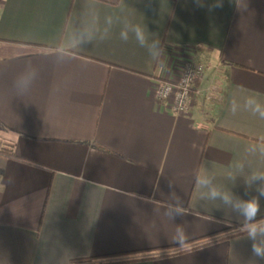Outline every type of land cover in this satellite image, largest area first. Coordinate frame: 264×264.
<instances>
[{"label": "crops", "instance_id": "crops-1", "mask_svg": "<svg viewBox=\"0 0 264 264\" xmlns=\"http://www.w3.org/2000/svg\"><path fill=\"white\" fill-rule=\"evenodd\" d=\"M212 2L0 0V148L21 158L0 154V264H257L241 235L209 237L238 219L200 199L195 175L230 186L226 172L264 143V120L229 110L234 98L264 103V0ZM124 21L159 39L157 58L120 39ZM80 27L96 39L57 64ZM186 58L206 73L176 113L154 88ZM27 62L39 77L19 97ZM232 191L256 195L242 180ZM177 199L187 213L172 221L163 206ZM177 224L192 252L172 241Z\"/></svg>", "mask_w": 264, "mask_h": 264}, {"label": "clouds", "instance_id": "clouds-1", "mask_svg": "<svg viewBox=\"0 0 264 264\" xmlns=\"http://www.w3.org/2000/svg\"><path fill=\"white\" fill-rule=\"evenodd\" d=\"M197 7L206 6V0H194ZM223 0H213L207 6L209 8L221 7ZM106 23H113L111 17L106 18ZM120 39L128 41L133 39L140 47L145 48L149 56L157 58L161 52L159 39L150 37L145 28L129 21H124L120 29ZM96 39V34L88 27H80L67 35V37L54 49L52 53L56 57L57 64H63L74 58L75 53ZM39 77V71L31 62H27L17 73L13 87L18 96L26 94ZM249 111L254 116L264 120V103L255 96H246L242 100L233 99L230 104V112L235 114L239 110ZM200 130V129H198ZM245 158L236 162L225 174L228 185L219 184L214 176L197 171L195 184L200 192V199L205 203H211L216 208H222L230 215L238 219V232L243 238L251 241L252 256L264 261V214L261 209V198L264 197V169L255 167L256 161L264 162V143L252 144L245 149ZM242 180L245 190H254L256 195L243 198L232 191V187ZM171 187V185H170ZM164 207V215L173 221L176 216L187 213L183 203L177 199L169 202ZM172 241L183 252H192L191 248L184 245L187 236L181 225L177 224L172 235ZM258 260L257 264H258Z\"/></svg>", "mask_w": 264, "mask_h": 264}, {"label": "built area", "instance_id": "built-area-1", "mask_svg": "<svg viewBox=\"0 0 264 264\" xmlns=\"http://www.w3.org/2000/svg\"><path fill=\"white\" fill-rule=\"evenodd\" d=\"M206 73L203 62L186 58L182 62L180 74L171 80H160L154 88V97L158 102H165L176 113H187L192 104V95L197 89V82Z\"/></svg>", "mask_w": 264, "mask_h": 264}, {"label": "trees", "instance_id": "trees-1", "mask_svg": "<svg viewBox=\"0 0 264 264\" xmlns=\"http://www.w3.org/2000/svg\"><path fill=\"white\" fill-rule=\"evenodd\" d=\"M198 84H199V81L197 82V85ZM0 154H5L9 157L21 160V158H19L13 152H11L9 149H6V148H0ZM237 227H238V224H231L230 227H228L226 230H223V231L215 233V234H211V235H209V237H213V240H217V239L228 240L230 238L241 235V234H239ZM80 261H89V260L85 259V260H80Z\"/></svg>", "mask_w": 264, "mask_h": 264}]
</instances>
